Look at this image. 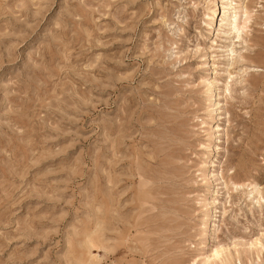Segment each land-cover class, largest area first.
Returning <instances> with one entry per match:
<instances>
[{
  "label": "rangeland",
  "instance_id": "374dc122",
  "mask_svg": "<svg viewBox=\"0 0 264 264\" xmlns=\"http://www.w3.org/2000/svg\"><path fill=\"white\" fill-rule=\"evenodd\" d=\"M217 245L264 264V0H0V264Z\"/></svg>",
  "mask_w": 264,
  "mask_h": 264
},
{
  "label": "bare ground",
  "instance_id": "6f19581e",
  "mask_svg": "<svg viewBox=\"0 0 264 264\" xmlns=\"http://www.w3.org/2000/svg\"><path fill=\"white\" fill-rule=\"evenodd\" d=\"M244 5V4H243ZM217 5H215V7H216ZM215 7H214V9H213V13L214 14H216V9H215ZM241 14H243V17H245L246 18V14H247V10L246 9H244V8H241V9H238L237 11H236V13H235V16H234V19H233V22L235 23V26H234V29H236L237 30V34H239V31H243L244 29H245V27H246V23H247V19H245L244 20V22L243 23H240L239 22V16L241 15ZM244 14H245V16H244ZM242 17V16H241ZM248 17V16H247ZM244 19V18H243ZM212 20H214V17H213V19ZM230 34V33H229ZM231 35V34H230ZM230 37V36H229ZM237 37H239V36H237ZM233 42V41H232ZM235 42V41H234ZM255 83V82H254ZM217 128V127H216ZM216 128L214 127V129L216 130ZM138 153V152H137ZM140 155H142V152L140 153ZM140 161V160H139ZM137 163V162H136ZM150 165V164H149ZM148 168V167H147ZM235 184V187H236V185H238V183H234ZM241 185V184H240ZM239 185V186H240ZM233 186V185H232ZM242 186V185H241ZM249 186H254V188H257V186L256 185H254L253 183H249ZM243 187V186H242ZM145 189V188H144ZM255 191H256V189H255ZM149 201V200H148ZM147 202V201H146ZM143 204V203H142ZM144 206H145V204H144ZM151 209V208H150ZM216 210V208H212V211L213 210ZM145 211V210H144ZM147 211V210H146ZM215 214L217 213L216 211L214 212ZM212 217H214V218H216L217 216L216 215H212ZM217 219V218H216ZM216 219L215 220H212L211 222H210V226H209V228H208V230H207V232H206V234H205V237H204V239L206 240L207 238H208V236H209V233L210 232H215V231H217V229L219 228V226H220V222L219 221H216ZM143 221V220H142ZM141 222V221H140ZM219 222V223H218ZM137 223V222H136ZM139 223V222H138ZM133 226V225H132ZM134 227V226H133ZM138 228V227H137ZM210 238V237H209ZM205 242V241H204ZM92 243V242H91ZM251 244H252V242H251ZM252 245H254V243L252 244ZM254 246H256V245H254ZM84 248H87V247H84ZM89 250V249H88ZM224 251H225V247L224 246H215L213 249H211L210 251H209V253L204 257V263L205 264H208V263H210V262H212V261H215V260H217V259H220L221 258V256H222V254L224 253ZM89 254V253H88ZM226 254H224V256H225ZM232 258V257H231ZM224 259V258H223ZM227 260H228V258H227ZM225 261V260H224ZM81 262V261H80ZM230 262V261H229ZM225 263V262H224ZM226 264V263H225Z\"/></svg>",
  "mask_w": 264,
  "mask_h": 264
}]
</instances>
